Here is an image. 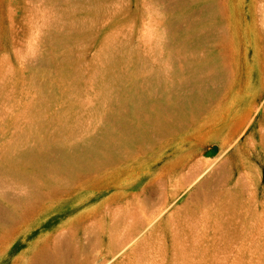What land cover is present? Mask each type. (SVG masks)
Instances as JSON below:
<instances>
[{"label": "rangeland", "instance_id": "rangeland-1", "mask_svg": "<svg viewBox=\"0 0 264 264\" xmlns=\"http://www.w3.org/2000/svg\"><path fill=\"white\" fill-rule=\"evenodd\" d=\"M0 264H264V0H0Z\"/></svg>", "mask_w": 264, "mask_h": 264}]
</instances>
